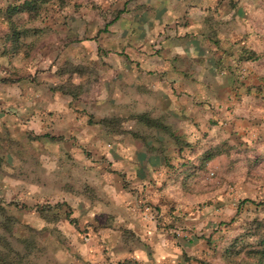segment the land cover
<instances>
[{"label":"crops","instance_id":"1","mask_svg":"<svg viewBox=\"0 0 264 264\" xmlns=\"http://www.w3.org/2000/svg\"><path fill=\"white\" fill-rule=\"evenodd\" d=\"M98 6L101 17L84 29L88 40L78 36L69 44L79 66L70 76L76 95L38 91L53 108L42 101L27 106L32 90L4 96L10 110L4 116L12 124L19 116L23 135L38 129L59 138L65 128L89 143L91 156L69 143L58 152L61 161L82 160L91 170L81 172V185L76 169L74 177L56 172L48 185L61 216L45 264H186L182 256L207 255L197 206L202 175L190 168L202 158V145L214 141L206 136L216 122L231 126L239 99L256 94L264 0H99ZM80 112L92 121L99 113L145 116L126 118L113 131L104 116L89 125ZM196 174L200 181L180 186Z\"/></svg>","mask_w":264,"mask_h":264},{"label":"rangeland","instance_id":"2","mask_svg":"<svg viewBox=\"0 0 264 264\" xmlns=\"http://www.w3.org/2000/svg\"><path fill=\"white\" fill-rule=\"evenodd\" d=\"M21 1L0 0V117H4L0 119V264H45L58 243L55 239L60 231L54 219L61 216L54 206L57 193L48 185L57 180L56 172L66 170L74 177L71 171L75 169L81 185V172L91 170L82 160L61 161L58 152L65 153L69 143L78 154L91 156L89 143L65 128L59 138L51 131L43 137L38 129L23 135L19 116L13 124L4 116L10 111L4 96L11 90H32V99L25 98V104L37 107L38 101L46 102L36 95L41 90H62L64 99L76 95L70 76L78 73L79 66L69 44L78 41V36L88 40L86 23L96 15L100 18L101 12L97 11L99 0H29L34 9L7 12L8 5ZM54 67L56 72H51ZM258 70L259 76L251 83L254 98L239 99L242 104L233 108L231 126L221 129L224 120L216 122L215 130L206 136L214 141L202 145V156L215 154L208 161L199 158L190 168L189 174L196 171L202 175V202L197 206L202 205V247L207 248L209 260L182 256L186 264H250L253 260L247 251L264 237V68ZM22 101H18L21 106ZM49 104L44 106L54 107L52 101ZM67 114L65 110L62 113L66 122L70 121ZM78 115L89 125L104 116L102 123L118 131L121 121L138 120L140 114L105 117L99 113L93 121V115ZM10 127H16L13 133L7 132ZM91 163L98 164L95 160ZM196 177L198 174L180 179V186L200 181ZM44 219L50 222L46 224Z\"/></svg>","mask_w":264,"mask_h":264},{"label":"trees","instance_id":"3","mask_svg":"<svg viewBox=\"0 0 264 264\" xmlns=\"http://www.w3.org/2000/svg\"><path fill=\"white\" fill-rule=\"evenodd\" d=\"M34 5L29 0H22L19 4L8 5L7 12L8 13H17V12H24L25 10H32L34 9ZM254 56V54H253ZM143 114L137 115L136 118L140 120L143 118ZM215 153L207 152L202 156L203 161H208ZM242 202H253L248 199H243ZM264 204V202H261ZM247 254H250L251 260H253L250 264H264V237L260 238L255 246L250 247ZM207 255H203L202 258H206ZM209 259L206 258V261Z\"/></svg>","mask_w":264,"mask_h":264}]
</instances>
